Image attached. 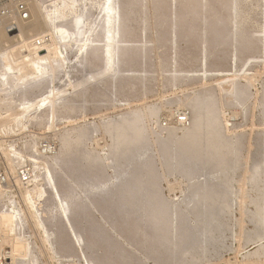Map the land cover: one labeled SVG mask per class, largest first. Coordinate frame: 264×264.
I'll use <instances>...</instances> for the list:
<instances>
[{"label": "rangeland", "instance_id": "1", "mask_svg": "<svg viewBox=\"0 0 264 264\" xmlns=\"http://www.w3.org/2000/svg\"><path fill=\"white\" fill-rule=\"evenodd\" d=\"M191 1L118 0L121 24L116 43L113 42L117 54L111 64L114 71L106 68L104 55L101 12L104 0H74L73 9L65 11L63 18H58L53 25L44 19L37 7L40 26L27 33L26 48L21 49L20 38H15L14 44L0 46V264H97L103 251L95 247L89 252L86 242L88 246L96 245L105 237L114 241L110 243L116 244L131 264H163L146 256L140 248L141 242L146 241L143 232L133 229L132 238L140 241L134 243L135 246L124 242L119 233L110 228L101 210L104 212L108 207L105 212H121L114 207L113 196L121 202L128 198L126 203L123 202L125 208L122 210L130 211V215H135L133 217L138 215L140 218L163 206L161 211L168 221H161L165 227L160 230L165 234L168 232L169 239H172V229L176 232L180 218H184L183 223L187 226L191 225L189 228L193 227L192 213L201 212L202 202L207 201L204 203L207 206L211 202L218 209L216 219L220 233L212 227L210 231L214 238L207 244L199 243V247L194 244L189 253L188 250L180 252V248L174 246V257L169 254L173 251L161 255L164 259L166 256L175 259L173 264H264V0H237L235 15L229 8L233 0ZM16 2L0 0V19L12 16L5 25L6 32L12 37L18 32L17 22L31 19L30 12L26 20L19 19L14 11ZM2 9L8 11L4 16H1ZM212 14L216 21L208 26ZM75 15L81 16V31L77 36L67 35L74 30L72 20ZM11 23L17 26L16 33L8 31ZM53 26L65 29L67 34H57ZM36 39L42 41L41 46L35 45ZM29 47L43 51L48 48L51 53L53 49L57 50L56 56L51 55V63L43 77L33 75L32 67L22 60ZM24 50L27 52H21ZM9 63L14 69L11 72L5 69ZM22 64L24 67H19ZM191 106L194 111L200 109L205 117L213 116L212 124H207L210 118H202L206 126L201 124L196 130L197 137L200 131L203 133L201 142L205 143L200 149L194 148L197 150L188 149L186 142L181 148L175 144L179 145L180 136H184L187 128L186 123L177 121V117L187 116L186 111ZM204 126L208 128L206 132ZM116 137L119 138L113 139ZM141 139L148 147L147 157L128 159H132L133 164L137 159L134 165L139 169L135 171L134 179L139 182V178L144 177L151 182L142 185L145 189L150 186L148 191L146 189L149 193L143 194L145 189L142 187L136 195L137 199L143 195L144 200L134 199L136 197L128 187L126 194L124 185L127 184L118 189L119 179L104 191L93 190L94 186L113 180L116 173L119 174L115 168L120 170L124 165L127 160L124 157L130 155L129 147L141 150ZM216 143H221L222 147L227 144V147L220 148ZM205 148L207 150L202 152ZM218 150L223 157H216ZM178 157L187 160L184 163L179 158L181 162L178 163ZM194 161L201 164L199 167L204 166L208 173L213 172L210 175L215 174L212 177L218 180L207 179L209 174L193 172ZM47 170L53 176L55 188L48 184ZM23 171L28 174L26 182L20 180ZM205 180L206 191H202L200 186L203 187ZM94 181L99 182L96 185ZM86 186L88 190L84 189ZM212 187L216 188L213 190ZM117 191L125 193V198L121 194L119 199ZM155 193H159L155 197L157 200L162 202L164 199V205L155 200ZM204 194H208L207 197ZM106 195L109 197L105 199ZM126 195H132V200ZM193 195L199 199L202 196L197 210L187 199H192ZM62 198L69 202L67 214L60 210L59 199ZM133 200L134 205H130ZM154 202H157L155 206ZM136 209L139 211H134ZM154 219L157 222L156 217ZM122 220L118 219L119 225L131 230L134 219ZM184 224L182 226L187 228ZM81 228L84 231L94 228L95 232L85 238L79 234ZM78 234L83 239L77 238ZM171 244L169 242V246ZM148 245L146 241L145 247L152 255L161 250L155 244L152 249ZM132 258L135 261L132 262ZM165 264H171V261Z\"/></svg>", "mask_w": 264, "mask_h": 264}, {"label": "bare ground", "instance_id": "2", "mask_svg": "<svg viewBox=\"0 0 264 264\" xmlns=\"http://www.w3.org/2000/svg\"><path fill=\"white\" fill-rule=\"evenodd\" d=\"M160 1H162V0H160ZM189 1H191V0H189ZM198 1V0H197ZM200 1V0H199ZM76 2V1H75ZM153 3H154V1H152ZM30 3V4H29ZM77 3V2H76ZM142 3H145V2H142ZM160 3V2H159ZM159 3H156V4H159ZM162 3V2H161ZM191 3H192V1H191ZM237 3V0H233L232 2H231V4H230V6H229V8H230V10H231V13L232 14H236V12H237V7H236V4ZM73 4H74V0H28V5H29V12H30V17H31V19L29 20V21H19V22H17L18 23V30H17V26H16V29L14 30V32L17 30L18 32H17V34L16 35H14L13 37L12 36H10L7 32H6V30H5V28H6V26L5 25H7L8 23H9V19H12V16L11 15H9V16H6V17H4V18H2V19H0V46H2V45H5V44H7V46H9V45H11L12 43H13V40H15V38H20L21 39V42L20 43H22L21 44V49H25L26 48V40H27V38H26V35H27V33L29 32V31H32V30H35V29H37V28H39V26H40V22H39V19L37 18V15H36V13H37V7H38V10H40V12H42V14H43V17H44V19L50 24V25H53L54 24V21H56L58 18H63V16H64V12L65 11H69L70 9H73L72 7H73ZM81 4V3H80ZM155 4V3H154ZM183 4V3H182ZM182 4H180V5H182ZM227 4H228V2H227ZM75 5V4H74ZM78 5V4H77ZM163 5V4H162ZM30 6L32 7V8H30ZM78 6H80V5H78ZM156 6V5H155ZM161 6V5H160ZM202 6V5H201ZM201 6H200V8H201ZM159 7V6H158ZM221 7V6H220ZM224 7V6H223ZM76 8V7H75ZM83 8V7H82ZM161 8V7H160ZM180 8H181V6H180ZM228 8V7H227ZM142 9H143V7H142ZM191 9V8H190ZM202 9V8H201ZM204 9V8H203ZM239 9V8H238ZM78 10V9H77ZM80 10H81V8H80ZM263 10H264V8H263ZM79 11V10H78ZM183 11V10H182ZM228 11V10H227ZM74 12V11H73ZM85 12V11H84ZM83 12V13H84ZM101 12H102V15H103V27H104V38H105V44H104V47H105V49H104V55H105V59H106V68H109V69H111V64H112V62H114L113 60H115V59H117V58H115L116 56H115V52H114V48H113V45H114V43H116L115 42V40L118 38V35H119V30H118V26H119V24H121V17H120V13H121V9H120V4H119V2H118V0H115L114 2H113V0H104V3H103V5H102V7H101ZM179 12V11H178ZM206 12V11H205ZM70 13V12H69ZM72 13V12H71ZM76 13V12H75ZM80 13V12H79ZM188 13H189V11H188ZM172 14L174 15V11L172 12ZM192 14V13H191ZM191 14H190V16H191ZM262 14H263V12H262ZM189 15V14H188ZM206 15V14H205ZM211 15V14H210ZM229 15H230V13H229ZM220 16V15H219ZM231 16H233V15H231ZM188 17V16H187ZM216 17V16H215ZM215 17H214V15L212 14V18H211V21H209V25L208 26H210V25H212V23H213V21L215 20ZM264 17V16H263ZM181 18V17H180ZM208 18V17H207ZM70 19V18H69ZM186 19V18H185ZM81 16H78V15H75L74 16V19L72 20L73 21V26H74V30L72 31V33L70 34H67V31L65 30V29H61V28H58V27H55V26H53V28L56 30V33L57 34H60V35H63V34H67V35H71V36H73V35H76V34H79V32L81 31V28H80V23H81ZM101 21H102V18H101ZM189 21V20H188ZM201 21H202V18H201ZM216 21V20H215ZM214 21V22H215ZM219 21V20H218ZM233 21H231V23H232ZM206 23V22H205ZM205 23H203V24H205ZM217 23V22H216ZM208 24V23H207ZM206 24V25H207ZM219 24V23H218ZM232 24H234V22L232 23ZM62 25V24H61ZM89 25V24H88ZM217 25V24H216ZM234 25H236V24H234ZM101 26V25H100ZM205 26V25H204ZM233 26V25H232ZM66 27V26H65ZM217 28V27H216ZM262 28H263V26H262ZM232 29H235V27L234 28H232ZM51 31V30H50ZM82 31H83V29H82ZM234 31V30H233ZM233 31H231V32H233ZM242 31V30H241ZM78 32V33H77ZM12 33V32H11ZM16 33V32H15ZM38 33V32H37ZM203 34V33H202ZM233 34V33H232ZM81 35V34H80ZM36 36V35H35ZM77 36V35H76ZM229 36H231V35H229ZM234 36V34L231 36V37H233ZM93 37V36H92ZM64 38H67L66 36L64 37ZM103 38V37H102ZM243 38V37H242ZM19 39V40H20ZM54 39V38H53ZM232 39V38H231ZM241 39V38H240ZM81 40V39H80ZM55 41V40H54ZM237 41V40H236ZM114 42V43H113ZM79 43V42H78ZM87 43V42H86ZM92 43V42H91ZM100 43H101V41H100ZM14 44V43H13ZM17 44V43H16ZM57 44V43H56ZM93 44V43H92ZM215 44V43H214ZM122 45V44H121ZM103 46V45H102ZM51 47V46H50ZM20 48H18V49H20ZM28 48V47H27ZM43 48V47H42ZM53 48H55V47H53ZM59 48V47H58ZM45 49V48H44ZM26 50H28V54L26 55H24L23 57H22V60L23 61H25L24 63H29V65L32 67L31 69L33 70H31L32 71V73H33V75H36V76H38V77H43L45 74H46V70L48 69V66L50 65V63H51V55L52 54H54L55 56H56V52H57V50L56 49H53V53H51L50 52V49H45L44 51H43V49H37V48H34V47H29V49H26ZM26 50H24V51H21V52H27ZM55 50V51H54ZM4 51V50H3ZM14 51V50H13ZM19 51V50H18ZM12 52V51H11ZM15 52H16V50H15ZM203 53V52H202ZM19 54V53H18ZM88 54V53H87ZM20 55V54H19ZM117 55V54H116ZM235 55V54H234ZM9 56V55H8ZM14 55L12 54L11 55V57H13ZM86 56V55H85ZM17 56H15V58H16ZM21 57V56H20ZM202 57H203V55H202ZM7 58V57H6ZM12 59H14V58H12ZM17 59H18V57H17ZM104 59V58H103ZM11 60V59H10ZM19 60V59H18ZM59 60V59H58ZM57 60V61H58ZM62 60V59H61ZM205 60V59H204ZM8 61V60H7ZM13 61V60H12ZM104 61V60H103ZM20 62H22L21 60H20ZM117 62V61H116ZM204 62V61H203ZM6 63V62H5ZM23 63V62H22ZM206 63V62H205ZM13 64V63H12ZM20 64V63H19ZM3 65H7V64H3ZM116 65V64H115ZM14 66V65H13ZM21 66H23L24 67V65L22 64V65H20L19 67H21ZM29 66V67H30ZM104 66H105V64H104ZM18 67V66H17ZM16 68V67H15ZM26 68H28V66L26 67ZM105 68V67H104ZM2 69V68H1ZM5 69L9 72H11V70H14L13 69V67H11V65H10V63L7 65V66H5ZM30 69V68H29ZM125 69V68H124ZM112 70V69H111ZM119 70V69H118ZM22 71V70H21ZM30 71V70H29ZM103 71V70H102ZM112 71H114V70H112ZM105 72V71H104ZM51 73V72H50ZM115 73H117L116 71H115ZM23 74V73H22ZM17 75V74H16ZM98 75V74H97ZM116 75V74H115ZM20 76H22V75H20ZM24 76H25V74H24ZM23 76V77H24ZM92 76V75H91ZM13 77V76H12ZM51 77V76H50ZM33 78H36V77H34L33 76ZM32 78V79H33ZM5 79V78H4ZM9 79V78H8ZM17 80V79H16ZM20 80V79H19ZM18 80V81H19ZM1 82V81H0ZM3 83V82H2ZM9 83V82H8ZM51 83V82H50ZM54 83V82H53ZM1 84V83H0ZM4 84V83H3ZM27 84V83H26ZM38 84V83H37ZM21 85V84H20ZM39 85V84H38ZM15 86V85H14ZM7 87V86H6ZM8 88V87H7ZM40 88V87H39ZM43 88V87H42ZM51 91V90H50ZM48 94V93H47ZM231 95V94H230ZM204 96V95H203ZM198 97V96H197ZM201 98V97H200ZM199 98V99H200ZM48 99V98H47ZM196 100H197V98H195ZM198 99V100H199ZM205 99V98H204ZM50 100V99H49ZM201 100V99H200ZM41 102V101H40ZM43 102H44V100H43ZM55 102V101H54ZM197 102H199V101H197ZM202 102H203V100H202ZM202 102H199V103H202ZM49 103H51V102H49ZM185 103V102H184ZM194 103V102H193ZM196 104V103H195ZM202 104H205V103H202ZM201 104V105H202ZM197 105V104H196ZM188 106H190V105H188ZM198 106V105H197ZM30 107V106H29ZM203 107V106H202ZM24 108V107H23ZM31 108V107H30ZM33 108V107H32ZM31 108V109H32ZM53 108V107H52ZM203 109V108H202ZM26 110V109H25ZM30 110V109H29ZM205 110V109H204ZM22 111H23V109H22ZM28 111V110H27ZM24 112V111H23ZM30 112V111H29ZM52 112H53V110H52ZM206 112V111H205ZM22 113V112H21ZM25 113H26V111H25ZM186 113H187V116L189 117V121H187L186 122V124L184 125V126H187V128L184 130V132L183 133H185L184 134V136H180V139H179V141H178V143H179V145L177 144V142L175 143L176 144V146H179V148H181L180 146H183L184 147V145H185V143L184 142H186L187 144H186V146L188 147V149H191V148H201V147H204L203 145H205V143H202L201 142V136L203 135V133H201V131H200V134L198 135L199 137H197V135H196V130H198V129H200L199 127H201L202 125L201 124H204L203 123V121H202V118H207V119H209V121L210 122H208L207 121V124L209 123V125L210 124H212L211 123V117H213V116H211L210 114V116H208V117H205V115H203V113H201V110L200 109H196L195 111H194V106H191V108H189V109H187V111H186ZM24 114V113H23ZM21 115V114H20ZM215 115V114H214ZM25 116V115H24ZM127 123H129V122H127ZM218 123V122H217ZM130 124V123H129ZM132 124H134V123H132ZM206 124V123H205ZM204 124V125H205ZM201 125V126H200ZM122 126V125H121ZM183 126V127H184ZM206 126V125H205ZM204 126V128H205V131L204 132H206V129H208V128H206ZM204 128H201V129H204ZM132 129V128H131ZM216 129V128H215ZM137 131V130H136ZM219 131V130H218ZM131 132V131H130ZM195 132V133H194ZM212 132V131H211ZM214 132V131H213ZM212 132V133H213ZM122 133V132H121ZM120 133V134H121ZM197 133H199V132H197ZM138 134H140V133H138ZM176 134V133H175ZM219 134V133H218ZM118 135V134H117ZM134 134H132V136H133ZM210 135V134H209ZM214 135V134H213ZM131 136V137H132ZM215 136V135H214ZM120 137V136H119ZM119 137H116V138H113V139H117V138H119ZM125 137H127V136H125ZM134 137V136H133ZM137 138L139 137V135L138 136H136ZM182 137V138H181ZM220 137V136H219ZM121 138H123V137H121ZM128 138V137H127ZM165 138V137H164ZM211 138V137H210ZM215 138V137H214ZM133 139V138H132ZM131 139V140H132ZM143 139V138H142ZM142 139L140 140L141 142H143L142 141ZM166 139V138H165ZM171 139H173V138H171ZM171 139H169L170 141H171ZM119 140V139H118ZM123 140H124V138H123ZM122 140V141H123ZM211 140V139H210ZM117 141V140H116ZM126 141V140H125ZM127 141H129V140H127ZM126 141V142H127ZM164 141V140H163ZM174 141H176V139L174 140ZM204 141H205V139H204ZM219 141V140H218ZM130 142V141H129ZM201 142V143H200ZM208 142V141H207ZM134 143H137V141L136 142H134ZM140 142H138V144H139ZM237 143V142H236ZM125 144V143H124ZM128 143H126V145H127ZM131 144V143H130ZM130 144L128 145V146H130ZM136 145V146H141V145ZM142 145H143V147H140L139 149H141V150H136V148H138V147H129V151H130V155L128 156V155H126L127 156V158L126 157H124V155H122L125 159H127L126 160V162L124 163V165H121V169L119 170H117L116 168H115V172H119V174L118 173H116V177H114L113 178V180H109L108 182H106V183H101L100 185H97L98 184V182H97V184L95 183V181H94V183L97 185V186H94L93 184V190H97L98 192L99 191H104V189L107 187V186H109V185H111L113 182H116V181H118V179L120 180V181H118L119 182V185H117V187H118V189H119V187L121 188V185H123V184H127V185H124V187L126 188V194H127V192L128 191H130L131 192V194L133 193L134 195H135V197H136V195H139V191L140 190H143L142 189V187L144 186V185H146V183H150L151 184V182L149 181V182H147L148 180H146V179H144V177H142V175H141V179L139 178V182L138 181H136V179H134V177H136V176H134L135 175V171H137L138 172V169H137V167L134 165L135 164V162H137L136 160L137 159H135V161H134V164L132 163V156L133 157H138V160L139 159H141V157L143 158L144 156H146V153H147V150H148V147L145 145V143L143 142V143H141ZM133 145V144H132ZM165 145V144H164ZM169 145V144H168ZM167 145V146H168ZM216 145L217 146H221V143H216ZM235 145V144H234ZM120 146V145H119ZM125 146V145H124ZM149 146V145H148ZM170 146V145H169ZM175 146V147H176ZM117 147V146H116ZM122 147V146H121ZM125 147H127V146H125ZM124 147V148H125ZM187 147H186V150L188 151V153H189V150L187 149ZM191 147V148H190ZM225 147H227V144H225L223 147L221 146L220 148H225ZM133 148H135V150L133 149ZM217 148V147H216ZM215 148V149H216ZM263 148V147H262ZM162 149V148H161ZM164 149H165V151H166V147H164ZM192 149V150H193ZM118 150V149H117ZM120 150H121V148H120ZM123 150V149H122ZM126 150V149H125ZM160 150V149H159ZM163 150V149H162ZM162 150L160 151L162 154H163V152H162ZM170 150V149H169ZM184 150V149H183ZM194 150H197V149H194ZM207 149L205 148L204 150H202V152L204 151H206ZM224 150V149H223ZM231 150V149H230ZM134 151V152H133ZM151 151V150H150ZM157 151V150H156ZM164 151V150H163ZM164 151V152H165ZM176 151V150H175ZM179 151V150H178ZM177 151V152H178ZM227 151V150H226ZM240 151V150H239ZM122 152V151H121ZM142 152V153H141ZM180 152V151H179ZM191 152V151H190ZM197 152V151H196ZM125 153H126V151H125ZM125 153H123V154H125ZM128 153V152H127ZM157 153V152H156ZM160 153V154H161ZM166 153H169L168 151H166ZM194 153V152H193ZM208 153V152H207ZM229 153V152H228ZM116 154H117V152H116ZM132 154V155H131ZM161 154V155H162ZM165 154V153H164ZM181 154V153H180ZM187 154V153H186ZM175 154H173V156H174ZM184 156H185V154H183ZM183 155H180V156H183ZM194 155H196V154H194ZM164 156V155H163ZM178 156V155H177ZM188 156V155H187ZM187 156H185V157H187ZM192 156V155H191ZM201 156V155H200ZM221 157L222 156V154H221V151H217V154H216V157ZM112 157V156H111ZM122 157V158H123ZM128 157H131L132 159L130 160V159H128ZM147 157V156H146ZM185 157H183V158H185ZM193 157V156H192ZM192 157H190V158H192ZM198 157H199V155H198ZM207 157V156H206ZM223 157V156H222ZM114 158V157H113ZM119 158V157H118ZM124 158H123V160H124ZM165 158V157H164ZM179 158H180V160H181V157H178V163H180L181 161H184V160H179ZM195 158V157H194ZM168 159H170V158H168ZM168 159H167V161H168ZM177 159V158H176ZM205 159V158H204ZM120 160V159H119ZM164 160V159H163ZM187 160V159H186ZM185 160V161H186ZM223 160H224V158H223ZM223 160H219V161H222L223 163H224V161ZM125 161V160H124ZM166 161V160H165ZM185 161H184V163H185ZM190 161V160H189ZM208 161V160H207ZM176 162V161H175ZM188 162V161H187ZM191 162V161H190ZM190 162H189V164H190ZM229 162V161H228ZM152 163V162H151ZM174 163V162H173ZM177 163V166H179L180 164H178ZM183 163V162H182ZM183 163V164H184ZM205 163V162H204ZM142 164H144V163H141V165ZM159 164V163H158ZM161 164V163H160ZM182 164V165H183ZM189 164H187V165H189ZM192 164V163H191ZM193 164H196L195 165V167H196V169H195V167L192 169V165L190 166L191 167V169H192V171L193 172H196V173H205L206 175L207 174H209L208 175V178L207 179H209L210 180V178H211V180H212V176H214V175H210V174H212V173H208V170H206V169H204L205 167L203 166V167H199V165H201V164H199V163H195V161H194V163ZM199 164V165H198ZM211 164V163H210ZM215 164V163H214ZM218 164V163H217ZM138 165H140V164H138ZM145 165V164H144ZM143 165V166H144ZM170 165V164H169ZM176 165V164H175ZM197 165H198V167L200 168H198L197 167ZM203 165V164H202ZM220 165V164H219ZM81 166V165H80ZM116 166V165H115ZM120 166V165H119ZM186 166V165H185ZM194 166V165H193ZM211 166H213V165H211ZM113 167V166H112ZM189 167V166H188ZM208 167V166H207ZM216 167H217V165H216ZM232 167V166H231ZM86 168V167H85ZM84 168V169H85ZM146 168V167H145ZM186 168V167H185ZM210 168V167H209ZM47 168H45V170H46ZM80 169V168H79ZM114 169V168H113ZM128 169H129V171L131 172V174L129 173L128 174ZM149 169V168H148ZM151 169V168H150ZM166 169V168H165ZM174 169V168H173ZM208 169V168H207ZM218 169V168H217ZM141 170V169H140ZM181 170V169H180ZM211 170H212V168H211ZM81 171H82V169H81ZM147 171V170H146ZM167 171V170H166ZM189 171V170H188ZM210 171V170H209ZM214 171H216L215 169H214ZM47 172V175L46 176H48L49 177V180L47 179L48 177H46V179L49 181V186H50V184H52L51 186L53 187V188H55L54 186V179H53V176H52V174H51V172L49 171V170H47L46 171ZM45 172V173H46ZM157 172V171H156ZM165 172V171H164ZM192 172V173H193ZM217 172V171H216ZM86 172H84V174H85ZM144 173V172H143ZM148 173V172H147ZM186 173H189V172H186ZM192 173H189V174H192ZM132 174H133V176H132ZM139 174V173H138ZM140 174H142V173H140ZM86 175V174H85ZM154 175V174H153ZM160 175V174H159ZM170 175V174H169ZM195 175V174H194ZM79 176V175H78ZM81 176V175H80ZM88 175H86V177H87ZM119 176V177H118ZM132 176V177H131ZM140 176V175H139ZM146 176V175H145ZM152 176V175H151ZM180 176V175H179ZM203 176H205V175H203ZM211 176V177H210ZM129 177V178H128ZM184 177V176H183ZM73 178V177H72ZM85 178V177H84ZM137 178V179H138ZM202 178H204V177H202ZM45 179V180H46ZM83 179V178H82ZM110 179V178H109ZM214 179V178H213ZM215 179H217V177L215 178ZM214 179V180H215ZM70 180H71V177H70ZM73 180V179H72ZM74 180H76V179H74ZM79 180H81V179H79ZM87 180V179H86ZM89 180V179H88ZM92 180H94L93 178H92ZM121 180H123V182L121 181ZM218 180V179H217ZM128 181H131V182H128ZM47 182V181H46ZM71 182V181H70ZM85 182V181H84ZM91 182V181H90ZM128 182V183H127ZM201 182V181H200ZM200 182H198V183H200ZM205 182V183H204ZM204 182H201V183H204V184H202L203 185V187H201L200 186V190H202V191H206V190H204V188L206 189V180L204 181ZM208 182V181H207ZM210 182V181H209ZM215 182V181H214ZM78 183V182H77ZM81 183H82V181H81ZM197 183V184H198ZM76 184V183H75ZM115 184V183H114ZM155 184V183H154ZM215 184V183H214ZM227 184V183H226ZM85 185V184H84ZM143 185V186H142ZM148 185V184H147ZM153 185V184H152ZM151 185V186H152ZM196 184H194V186H195ZM199 185V184H198ZM90 186V185H89ZM217 187H219L218 185H216ZM77 187V186H76ZM117 187L115 186V189H114V191H116V189H117ZM127 187L129 188V190L127 189ZM149 187V189H150V186H148ZM148 187L146 188L147 189V191H148ZM195 187H198L197 185L195 186ZM211 187V186H210ZM4 188V187H3ZM52 188V189H53ZM78 188V187H77ZM86 188H88L87 186L84 188V189H86ZM144 189H145V187H143ZM151 188H154V187H151ZM194 188V187H193ZM199 188V187H198ZM213 188V187H212ZM211 188V189H212ZM214 188H216V187H214ZM214 188H213V190H214ZM117 189V190H118ZM146 189L144 190L145 192H142L143 194H145V193H149V192H147L146 191ZM197 189V188H196ZM219 189V188H218ZM0 190H2V186L0 185ZM86 190H88V189H86ZM124 190V189H123ZM128 190V191H127ZM199 190V189H198ZM114 191H112V193L114 192ZM120 191V190H119ZM150 191V190H149ZM217 191V190H216ZM216 191H215V193H216ZM220 191V190H219ZM59 192V191H58ZM82 192V191H81ZM125 192V191H124ZM159 192V191H158ZM89 193V192H88ZM93 193V192H92ZM106 193H107V191H106ZM115 193V192H114ZM117 193H119L118 191H117ZM142 193H140V194H142ZM204 193V192H203ZM202 193V194H203ZM220 193V192H219ZM122 194V196L124 197V195L123 194H125V193H121ZM120 193L119 194H116V196L118 195V197H119V195H121ZM151 194H154L153 192H151ZM155 194H157V193H155ZM159 194V193H158ZM158 194L157 195H154V198L157 196L158 197ZM188 194H190V197H191V193H188ZM218 194V193H217ZM27 195V194H26ZM42 195V194H41ZM55 195H57V194H55ZM60 195V194H59ZM108 195H110V194H108ZM108 195H106L105 196V199L106 198H108L109 196ZM115 195V194H114ZM133 195V196H134ZM147 195V194H146ZM161 195V194H160ZM204 195H206V194H204ZM208 195V194H207ZM207 195L205 196V197H207ZM130 195H126V197H129ZM143 196V195H142ZM142 196L141 197H139L140 199L142 198ZM148 196V195H147ZM147 196H146V198H147ZM151 196V195H150ZM184 196H186L187 197V195H184ZM58 197V196H57ZM63 197V196H62ZM67 197V196H66ZM160 197V196H159ZM215 197H216V195H215ZM229 197V196H228ZM60 198V197H59ZM84 199H85V197H83ZM113 198V199H112ZM111 198V200H112V202H113V204H114V207H116V208H119L120 210H121V212L120 213H111L110 211V213H108V211L107 212H105L106 210H107V208H106V210L103 212L102 210H101V213H102V215L105 217V219L107 220V221H109V223H110V228H112L113 229V232H115V231H117L118 233H119V236H121L122 237V239L124 240V242H126V243H128V244H130V245H135V244H138V243H140V241H137V239L136 240H134L133 238H134V230L133 229H135L136 231L137 230H140L141 232H143L142 234H144V238H143V240L145 239L146 241H148V244H150V245H148L150 248L151 247H153V245L155 244L156 246H158L161 250L158 252V253H156L155 255L153 254H151V251H149V248L147 247H145V242H141V245H142V247H140L143 251H144V254L147 256H151L153 259H155L157 262L158 261H160L159 263H163V264H165V263H167V262H170L171 261V264H173V261L175 260V259H173V258H170V257H167L166 256V259H164V258H161V257H164V256H161V255H165V253L167 254V251H173V253L171 254V252L169 253L170 255H172L171 257H174L173 255H174V250H176V248H173L174 246H177L178 248H180V252H183V251H186V250H188L187 251V253H189L190 251V249H192L193 247H192V245H194V244H198V247H199V243L201 244V245H205V243L206 242H209V240L211 241V239H213L214 237V235H213V233L210 231L211 230V228L212 227H215L218 231L216 232V230H215V232L216 233H218L219 231H220V226H219V224H218V221H217V217L219 216V213H218V209H215L214 208V206H212L211 205V202H210V204H209V206H207V205H205V204H207L206 202H202L201 203V201H203V200H201L202 199V196H201V199H199V197L198 196H194L193 195V198L192 199H189V197L187 198L188 199V202L190 203V204H193V208L194 209H196L197 210V208L199 209V207H200V205L202 206V208H201V212L199 213V214H197L198 213V210H197V215H195V213H194V215H193V213H192V219H193V223H194V225H193V227L192 228H189L190 226H189V224H188V226L186 225V224H184L183 222V220L182 219H184V218H180V220H179V226H177V229H176V227H175V229H176V232L174 233V231H173V229H172V231H171V233H170V237H172V239L170 238L169 239V235H167L168 234V232H167V234H165L164 232H163V230L161 229L160 230V228H162V226H164V223L162 224L161 223V221H165V220H167V218H166V215H164L165 213L163 212V211H161V209L163 208V206L161 207V209L160 208H157V210L155 209V210H150L148 213L146 212V208H144L143 210H144V212H146L147 214H145V216H142L141 215V217L140 218H138V215L136 216V217H133V216H135V215H130L131 214V212L129 211H124V210H122L123 208H125L124 206H125V203L127 202L126 200L128 199H123L122 198V201L124 200L125 201V203H123V202H121L120 200H118L115 196H113ZM125 198V197H124ZM131 198H133L132 197V195H131V197H129V199H131ZM138 198V199H139ZM144 198V197H143ZM142 198V200H144ZM204 198V197H203ZM119 199H121V196L119 197ZM134 199H136V200H138L137 199V197L136 198H134ZM148 199H149V196H148ZM160 199V198H159ZM162 199V198H161ZM206 199V198H205ZM211 199V198H210ZM227 199V198H226ZM60 200V210H61V213L62 214H67V212H70V208H69V202H67L66 201V198L65 199H59ZM132 200V199H131ZM155 200H157L156 198H155ZM163 201H164V199H162ZM168 200V199H167ZM183 200V199H182ZM181 200V201H182ZM212 200V199H211ZM30 201V200H29ZM104 201H107V202H110V200H104ZM103 201V202H104ZM134 201V200H133ZM140 201V200H139ZM148 201V200H147ZM153 201V200H152ZM151 201V202H152ZM157 201H159V200H157ZM162 201V202H163ZM208 201H209V199H208ZM80 202V201H79ZM100 202V201H99ZM102 202V201H101ZM131 202V201H130ZM150 202V201H149ZM149 202H147V203H149ZM159 202H161V201H159ZM158 202V203H159ZM161 202V203H162ZM172 202V201H171ZM64 203V204H63ZM71 203V202H70ZM75 203V202H74ZM129 203V202H128ZM127 203V204H128ZM133 203H135V201L134 202H132L130 205H132ZM143 203H145V201L143 202ZM155 203V202H154ZM157 203V202H156ZM156 203L154 204V206L156 205ZM201 203V204H200ZM205 203V204H204ZM216 203V202H215ZM126 204V206H128ZM137 204V203H136ZM152 204V203H151ZM134 205V204H133ZM153 205V204H152ZM159 205L160 204H158L157 205V207H159ZM162 205H164V202H163V204ZM189 205V204H188ZM81 206V205H80ZM136 206V205H135ZM140 206H142V204L140 205ZM143 206H145V205H143ZM206 206H207V208H206ZM99 207V206H98ZM113 207V206H112ZM130 207H132V206H130ZM137 207H138V204H137ZM147 207V206H146ZM109 208H111L110 206H109ZM115 208V209H116ZM133 208V207H132ZM134 208H136V207H134ZM133 208V209H134ZM139 208V207H138ZM137 208V209H138ZM141 208V207H140ZM140 208H139V210H140ZM149 208V207H148ZM100 209H102V208H100ZM112 209H114V208H112ZM114 209V210H115ZM126 209H128V207H126ZM131 209V208H130ZM137 209L136 210H134V211H137ZM153 209H154V207H153ZM164 209V208H163ZM162 209V210H163ZM193 209V210H194ZM117 210V209H116ZM138 210V211H139ZM180 210V209H179ZM207 210V211H206ZM133 211V210H132ZM137 211V212H138ZM148 211V210H147ZM165 211V210H164ZM195 211V210H194ZM143 212V211H142ZM141 212V213H142ZM11 213V212H10ZM73 213V212H72ZM140 213V212H139ZM153 213H154V215H153ZM69 214V213H68ZM134 214V213H133ZM161 215V216H160ZM77 216V215H76ZM87 216V215H86ZM140 216V215H139ZM156 217V220H157V222L155 221V218ZM164 217L166 218V219H164ZM180 217V216H179ZM191 217V216H190ZM72 218H74V217H72ZM79 219H80V217H78ZM123 220H125V219H127V221L129 220V221H133L132 219H134V222H133V224H130V226H132V228H131V230H129V228H123L122 226H120L119 225V222H118V219H119V221H121L122 219ZM161 218H163V219H161ZM178 218V217H177ZM185 218H186V216H185ZM122 220V221H123ZM91 221V223H92V220H89V222ZM163 221V222H164ZM168 221V220H167ZM186 221H188L189 222V220L188 219H186ZM185 221V222H186ZM75 222H77V221H75ZM74 222V223H75ZM118 222V223H117ZM220 222V221H219ZM70 223V222H69ZM73 223V224H74ZM182 223V224H181ZM195 223H196V225H195ZM77 224V223H76ZM76 224H74V225H76ZM79 224V223H78ZM106 224V223H105ZM166 224V223H165ZM185 225V226H187V228L186 227H183L182 225ZM167 225V224H166ZM222 225V224H221ZM105 226V225H104ZM159 226V227H158ZM173 226H174V224H173ZM78 227V226H77ZM165 227V226H164ZM43 228V227H42ZM140 228V229H139ZM167 228V227H166ZM165 229V228H164ZM214 229V228H213ZM95 229L94 228H92V229H89L88 231L86 230V231H84V230H82V228H81V231H82V233H79V234H83L84 235V237L85 238H87V236L88 237H91L92 235H93V233L95 232L94 231ZM115 230V231H114ZM224 231V230H223ZM166 232V231H165ZM220 233V232H219ZM78 234V235H79ZM115 234V233H114ZM113 234V235H114ZM117 235V234H116ZM216 236H217V234H216ZM250 236V235H249ZM83 237V236H82ZM80 235L77 237V238H81V239H83ZM133 237V238H132ZM142 237V236H141ZM222 237V236H221ZM110 238V237H109ZM246 238V237H245ZM219 239V238H218ZM170 240V241H169ZM225 240H226V238H225ZM111 241V243H114V241H112V240H110ZM110 241H109V239H107L106 237L105 238H103V239H101V240H99V242L98 243H96V245H98V246H96V245H92V246H88V242H86V247H87V249L89 250V252L90 251H93L94 250V248L95 247H97V248H99L100 250H102L103 251V257H102V259H98L97 261V264H122V262L123 261H125V262H128V257L127 258H125V257H123L122 255H121V252L122 251H120L119 252V249L117 248V246H116V244H111L110 243ZM223 241V240H222ZM221 241V242H222ZM169 242H171L172 244H171V246H169ZM174 242V243H173ZM215 242V241H214ZM84 243V242H83ZM135 243V244H134ZM213 243V242H212ZM102 244V245H101ZM147 244V243H146ZM207 244V243H206ZM211 244V243H210ZM215 244V243H214ZM200 245V246H201ZM220 245H222V244H220ZM136 246V245H135ZM147 246V245H146ZM192 247V248H191ZM212 247V246H211ZM226 248V247H225ZM91 249V250H90ZM152 249V248H151ZM173 249V250H172ZM194 249V248H193ZM213 249V248H212ZM211 250V249H210ZM164 251V252H163ZM178 251V250H177ZM119 252V253H118ZM153 252V251H152ZM191 252H192V250H191ZM195 253V252H194ZM177 254H178V252H177ZM192 254V253H191ZM184 255V254H183ZM175 256H176V254H175ZM100 257V258H101ZM94 258V257H93ZM97 258V257H96ZM179 258V257H178ZM34 259V258H33ZM90 259V258H89ZM94 261H95V258L93 259ZM90 260H88V262H89ZM131 261L133 262V261H135V260H133V258L131 259ZM125 262H123V264H131V262H128V263H125ZM180 262V261H179ZM96 263V262H95ZM85 264V263H84ZM87 264H89V263H87ZM92 264V263H91ZM181 264V263H180Z\"/></svg>", "mask_w": 264, "mask_h": 264}, {"label": "built area", "instance_id": "3", "mask_svg": "<svg viewBox=\"0 0 264 264\" xmlns=\"http://www.w3.org/2000/svg\"><path fill=\"white\" fill-rule=\"evenodd\" d=\"M15 14L19 17L20 20H26L29 16V5H28V0H17L16 5H15ZM8 13L6 9H2L1 16H4ZM16 29V25L14 23H11L8 26V31H14ZM34 43L36 46H41L42 41L40 39L34 40ZM177 121L180 122V124H184L187 122V116L186 114L179 115L177 117ZM20 180L22 182H26L28 180V174L27 172L23 171L20 172Z\"/></svg>", "mask_w": 264, "mask_h": 264}]
</instances>
